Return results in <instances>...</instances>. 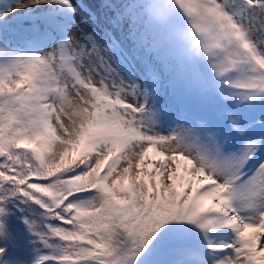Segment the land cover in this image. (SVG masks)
<instances>
[{
  "label": "snow or ice",
  "instance_id": "obj_1",
  "mask_svg": "<svg viewBox=\"0 0 264 264\" xmlns=\"http://www.w3.org/2000/svg\"><path fill=\"white\" fill-rule=\"evenodd\" d=\"M178 2L188 17L211 19L225 29L229 45L194 59L170 30L148 23L133 2L111 18L121 38L108 33V47L122 50L125 40L147 53L167 47L180 76L196 83L223 80L242 65H254L258 75L238 86L264 95V54L258 55L252 39L258 24L264 28L256 15L264 11V0H244L248 15L236 16L230 0ZM31 4L76 13L73 0ZM174 20L186 22L179 13ZM106 53L81 29L52 51L0 71V217L10 203L43 210V224L26 221L53 250L42 264H134L161 225L214 214L207 221L211 231L229 228L237 239L214 248L213 264H264V165L249 195L256 214L245 219L232 206L230 184L211 146L190 140L185 133L195 136L192 130H154L146 91L120 77ZM158 82L152 74L154 88ZM85 192L94 193L91 202L76 205L71 198ZM5 252L0 248V257Z\"/></svg>",
  "mask_w": 264,
  "mask_h": 264
},
{
  "label": "rangeland",
  "instance_id": "obj_2",
  "mask_svg": "<svg viewBox=\"0 0 264 264\" xmlns=\"http://www.w3.org/2000/svg\"><path fill=\"white\" fill-rule=\"evenodd\" d=\"M133 2L134 0H73L76 13L67 37L53 41L37 53L22 51L21 57L11 64L28 56L48 53L72 35H80L81 29L84 33L93 36L96 43L107 49L108 61L120 77L140 85L146 91L145 99L151 101L148 111L151 113V126L154 130L160 135L174 134L178 128L192 130L195 136L185 133L190 140L211 146V157L218 160L224 169L223 181L230 184L229 193L237 212L245 219L252 218L256 213L251 207L249 195L259 172H243V168L257 154L255 148H264V138L252 134L245 142L246 126L241 120L238 104L235 102L227 111L228 115L233 117L229 123L225 119L226 108H224L226 103L229 104L228 100L233 101L232 98L238 97L239 94L243 95L244 90L238 92L230 87L232 97L228 93L207 96L202 83L191 82L180 76L179 66L167 47L156 53H147L144 50H134L132 42L125 40L122 50L110 49L108 45L111 40L108 33L117 39L121 38V33L112 27L110 20L116 16L117 10ZM230 3V10L236 14L243 11L244 15H248L244 0H230ZM66 12L48 4L33 5L31 0H0V14L7 18L19 16L17 24L22 23L27 27L39 25V19H63ZM256 15L264 22V11ZM257 28L259 30L253 33L252 39L256 40L264 51V28L259 24ZM9 38L10 36L7 41L10 40ZM248 70V67H244L243 74L237 78L246 77ZM152 74H156L159 78L158 86L155 88ZM258 113L252 114L248 120V130L257 129L259 124L264 123V114L261 111ZM150 156L154 157L155 154ZM213 219L214 215L209 220ZM205 224L207 231L211 230V225H208L207 221ZM221 229H225L233 238L228 244L235 243L237 234L229 228ZM216 238L217 236L210 235L196 248L178 245L174 247L175 255L172 258L161 257L155 260L159 261L156 264H161L164 259H166L164 264H180L184 260H191V263L186 261L189 264H213L216 259L214 248L219 249L227 244L222 241L220 246H216L214 243ZM228 252L231 253L232 249L229 248ZM143 264L155 263L148 261Z\"/></svg>",
  "mask_w": 264,
  "mask_h": 264
},
{
  "label": "clouds",
  "instance_id": "obj_3",
  "mask_svg": "<svg viewBox=\"0 0 264 264\" xmlns=\"http://www.w3.org/2000/svg\"><path fill=\"white\" fill-rule=\"evenodd\" d=\"M146 21L162 30L171 31V39L194 59H205L210 53L222 51L230 41L225 29L211 19L188 17L178 0H134ZM184 14V24L175 23L177 14Z\"/></svg>",
  "mask_w": 264,
  "mask_h": 264
},
{
  "label": "trees",
  "instance_id": "obj_4",
  "mask_svg": "<svg viewBox=\"0 0 264 264\" xmlns=\"http://www.w3.org/2000/svg\"><path fill=\"white\" fill-rule=\"evenodd\" d=\"M93 196H83L79 198L77 201V205H87L91 202ZM19 206H23L26 210L27 218L30 219L31 223H34L32 220V215L35 216V208L29 207L27 204L23 202H18ZM12 208V203L7 205V209ZM6 214H10L9 211L6 210ZM36 217V216H35ZM46 217L43 216V218L36 224L41 225L44 221H46ZM155 234L161 236L164 234V231L162 230V225L159 228V231ZM0 235H5L4 233H0ZM3 240V238L0 239V241ZM155 244L154 238L152 237L147 247L144 249V251L137 257L134 258V264H138L143 259L148 258L151 256V254L154 253L155 249H152L153 245ZM0 248H3L6 250L5 254L9 251V244H6L4 246L0 245ZM19 254L23 255L24 258H21V261L19 263H16L14 260L9 261L7 264H42V261L45 257H50L53 255V250L45 247L44 243L33 234V231L30 230V228L27 230L25 236L23 237L22 243L20 244V250ZM1 264V262H0Z\"/></svg>",
  "mask_w": 264,
  "mask_h": 264
},
{
  "label": "bare ground",
  "instance_id": "obj_5",
  "mask_svg": "<svg viewBox=\"0 0 264 264\" xmlns=\"http://www.w3.org/2000/svg\"><path fill=\"white\" fill-rule=\"evenodd\" d=\"M189 253V252H188ZM187 254V253H186ZM183 259V258H182ZM184 261H188V260H184ZM191 261V260H190ZM190 261H188L189 263H191ZM199 263V262H198ZM182 264H186V262L182 263Z\"/></svg>",
  "mask_w": 264,
  "mask_h": 264
}]
</instances>
